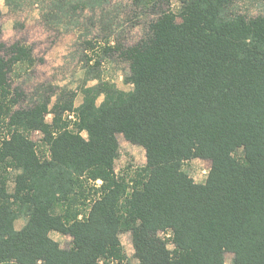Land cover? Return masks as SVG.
<instances>
[{"label": "trees", "instance_id": "16d2710c", "mask_svg": "<svg viewBox=\"0 0 264 264\" xmlns=\"http://www.w3.org/2000/svg\"><path fill=\"white\" fill-rule=\"evenodd\" d=\"M6 3L57 31L99 24L82 43L125 63L130 88L84 84L75 111L67 87L27 98L14 79L42 59L0 40V264H264V0ZM118 135L143 166L116 172ZM195 159L210 163L201 184Z\"/></svg>", "mask_w": 264, "mask_h": 264}, {"label": "rangeland", "instance_id": "374dc122", "mask_svg": "<svg viewBox=\"0 0 264 264\" xmlns=\"http://www.w3.org/2000/svg\"><path fill=\"white\" fill-rule=\"evenodd\" d=\"M118 1V0H116ZM123 1V0H121ZM39 7L25 5L23 9L17 10L13 6H8L6 0H0V40L6 44L21 42L33 49L35 58L42 59L41 63L30 71L28 75H21L22 80L14 79L13 88L21 87L27 98L49 92L46 86L67 87L74 94L73 110L80 107L83 102V95L79 92L81 86L86 84L92 86L98 81L108 83L117 89L127 91L130 87L123 83V77L127 73V65L116 60L114 54L104 53L102 49L98 51V56L82 43L85 39L103 36L102 29L96 23L95 31L88 32L82 28L78 31H65L64 29L55 30L43 23ZM128 32V33H127ZM121 37L123 43L131 44L141 36L140 30L127 29ZM105 35V34H104ZM83 53L92 61L86 65ZM100 63L97 68H93L94 61ZM53 93V92H50ZM101 101V97L97 103ZM72 117V116H71ZM70 117V118H71ZM52 115L45 116V122L51 124ZM40 133H32L31 139H40ZM119 145V157L115 162L116 172H122L126 167H141L145 163V153L141 147L130 144L122 135L117 136ZM210 163L208 161L195 159L184 167L187 175L197 184L205 181ZM22 221L15 223L16 229L21 228ZM50 237L59 243L60 247H66L69 238L58 233H50ZM121 252L128 258H132V244L130 235L123 233L120 235ZM224 264H232L231 256L226 255Z\"/></svg>", "mask_w": 264, "mask_h": 264}]
</instances>
